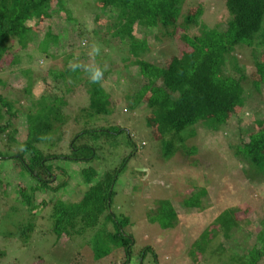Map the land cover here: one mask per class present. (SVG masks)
I'll list each match as a JSON object with an SVG mask.
<instances>
[{
	"label": "rangeland",
	"instance_id": "374dc122",
	"mask_svg": "<svg viewBox=\"0 0 264 264\" xmlns=\"http://www.w3.org/2000/svg\"><path fill=\"white\" fill-rule=\"evenodd\" d=\"M98 1L65 0L68 11L77 20L74 28H70L66 15L56 3L48 10L49 20L36 17L27 23V26H36L38 29L35 37L38 48H45V51L56 57L40 56L33 50V45L30 49L20 50L17 42H13L10 53L0 64V95L11 103L13 111L20 112L18 111L19 116L11 120L6 130L0 132V155L12 156L19 152L25 161L31 163L32 153H21L18 147L26 139L25 115L30 109L41 110L38 104L33 106L34 101L44 98L45 102H49L60 97L67 103L63 112L67 114L69 124L59 129L58 134H62L59 146L43 144L39 149L41 148L44 156L68 152L65 146L73 135L72 127L77 131L80 129V126L74 127L71 112L84 108L87 105V97L80 86L81 82H77L79 85L70 90L62 80L61 72L67 53L73 51L76 55L79 52L81 59L86 57V49L80 46L82 40L88 41L89 44L98 42L102 45L103 62H107L103 58L110 57L107 62L109 74L104 75L102 84L114 100L117 99L111 116L92 120L89 126H119L130 133L133 145L128 144L126 132L116 136L104 135L92 142V145L98 148V158L92 163L63 159L46 161L44 167L52 175L50 186L65 184L58 192L39 188V182L30 172L20 169L16 164L17 159L0 160V264H73V259H79V255L81 257L77 261L78 264H110L104 261L93 262L95 259L92 253L86 248L94 243L90 233L76 235L69 240L64 238L65 241L62 242L57 240L50 232V207L44 209L42 204L58 200L64 203L82 201L84 192L89 188V185L82 183V171L88 167L94 169L97 173L95 184L99 179L98 174L115 168L120 160L134 151V146L137 147L135 155L128 161L115 183L111 207L115 215H126L130 221L131 226L125 230L133 236V254L136 256L142 249L149 247L151 251L146 255L144 264L234 263L233 258L235 260L236 257L232 251L242 256L241 251L245 246L243 237L246 232L238 234L228 231L226 238L222 234L213 236L208 248H202V244L197 247L196 242L202 240L205 231L212 229L214 233L216 218L227 209L237 208L235 217L238 220H243L247 215L256 218L264 214V182L259 180L256 184L249 183L243 176V165L236 160L233 153L238 138L247 137L248 128L254 126L259 129L264 124V86L260 93L251 87L252 81L259 78L255 63L260 61L264 65V51L258 44V39L251 42L245 49V54L237 53L236 57L227 61V71L232 72L231 75L240 86H249L251 94L244 98L245 103L240 110L237 109V114L231 116L220 134L212 133L206 136V133H200L202 126L198 127L200 138L194 137L187 143L189 146H196L198 151L195 155L187 157L180 151L174 157L163 161L155 146L156 139L145 121V111L141 108L133 111L129 109L131 102L126 98L127 91L130 88L135 91L142 85H147L146 79L138 74L136 67L126 69L123 66L124 56L129 54L130 58L133 57L132 52H128L129 41L122 44L115 39L113 47H106L101 44V38L94 39L91 35L76 40L77 26H83L89 32L95 20L102 27L115 20L118 13L98 5ZM186 1L190 8L201 6L202 15L199 18L208 26L217 30L226 29L229 17L221 0ZM133 28L134 38L146 39L149 44L148 52L143 53L139 49L133 54L144 55L145 59L165 58L168 53L174 51L178 45L177 37L182 33L178 29L175 33L172 32L173 38H168L172 29L166 31L158 26L157 29L148 30L138 22L133 24ZM196 30L192 28L189 34L196 33ZM55 35L59 38L57 43ZM43 37L47 38V44L42 45ZM164 51L167 53L163 55ZM257 55L262 58L258 59ZM13 60H17L16 64L9 65ZM137 76L140 78L135 81ZM82 78L84 81L87 76ZM126 80L130 82L126 84ZM149 95L161 98L155 88ZM1 115L0 126H4L8 116L5 110ZM85 123L86 121L81 120L79 124ZM58 134H55V131L50 133L54 140ZM33 170L41 178L44 177L43 168L36 166ZM196 192H199L200 196H197ZM193 194L195 196L192 198ZM162 202H168L171 207L169 206L167 211H160ZM26 226L35 228L33 233L29 232V238L20 235L21 229ZM107 228L114 232L111 223H107ZM253 240V237H250L247 244H253ZM153 255H156V258ZM132 264H138L137 260Z\"/></svg>",
	"mask_w": 264,
	"mask_h": 264
},
{
	"label": "trees",
	"instance_id": "16d2710c",
	"mask_svg": "<svg viewBox=\"0 0 264 264\" xmlns=\"http://www.w3.org/2000/svg\"><path fill=\"white\" fill-rule=\"evenodd\" d=\"M221 1L229 17L225 30L208 26L199 18L202 15L201 6L196 5L190 8L186 0H99L98 5L111 8L118 13L115 17L116 21L102 27L95 20L89 32L83 26H77L76 40H82L91 35L94 39L101 38V44L106 47H113L115 39L122 44L129 41L128 52H132L133 57L130 58L129 54L124 56L123 66L126 69L136 67L138 74L141 77L144 76L147 82V85H142L135 91L133 88L127 91L126 98L131 102L129 109L133 111L141 108L145 111V121L156 139L155 146L163 161L174 157L180 151H183L187 157L195 155L198 150L194 145L189 146L188 141L194 137L200 138L199 135L202 132L204 135L206 133V136L212 133L220 134L232 118L231 116L236 115L237 109L240 110L244 105V98L251 95L249 86L245 87L241 84V87L231 75L232 72L227 71L226 66L227 61L236 57L237 53L245 54V49L255 39H258V44L264 51V0ZM54 3L66 15L70 28H74L77 20L68 11L65 0H0V64L10 53L14 41L17 42L20 50L30 49L33 45V50L40 56L56 57L45 51V48H38V42L35 40L38 29L36 26H27V23L36 17L49 20L48 10ZM185 6L186 9H184ZM192 10L194 11L191 12ZM135 22L142 24L148 30L149 28L157 29L158 26L166 31L172 29L168 38H173V33L180 29L182 33L177 37L178 45L173 49L174 51L170 50L171 53H168L165 58L145 59L144 55H134L133 52L139 49L143 53L149 51L146 39L134 38L133 24ZM192 28H196L197 32L190 35ZM57 37L55 35L56 43L59 40ZM43 39L44 37L41 40L42 45L47 44V38ZM73 53L72 51L65 55L61 72L62 80L70 90L81 82L80 86L86 93L87 105L70 113L73 116L74 127L80 126V129L77 131L72 127L73 135L65 146L68 152L44 156L41 148L39 149L43 144L59 146L62 137V134H58L59 129L69 124L68 116L66 117L67 114L63 112L67 103L64 102L63 97H60L49 102H45L44 98L34 101L33 106L38 104L41 110L30 109L25 115L26 139L18 147L21 153L22 151L32 153L31 163L25 161L19 152L17 154L20 155H0V160L17 159L16 164L20 169L30 172L39 182V188L52 192H58L65 184L50 186L52 175L44 167L46 161L63 159L92 163L98 158V148L93 146L92 142L104 135L116 136L126 132L128 144L133 145L130 133L119 126H89L92 120L111 116L117 99L114 100L102 83H89L88 78L83 81L82 77L86 75L82 71L72 73L67 69L68 62L75 58ZM164 53L167 52H162L163 55ZM259 57L261 56L257 55L258 59ZM104 59L107 62L110 61L109 56ZM82 60L86 61L87 57ZM16 62L17 60H13L8 64L13 66ZM255 64L259 70V78L252 81L251 87L260 93V89L264 86V65L260 61ZM105 74H109V69ZM139 78L137 76L135 81ZM128 80L126 84L130 82ZM154 88L160 95V99L149 95ZM3 110L8 118L5 125L0 126V132H4L11 120L19 116L18 111L20 112V110L13 111L11 103L0 95V119ZM81 120L86 121L85 125L79 124ZM200 126L203 130L198 134L197 128ZM53 131L58 134L55 140L40 139L42 135ZM246 135V138L244 136L238 138L236 151L233 149V153L236 160L243 165L244 178L251 184H256L259 180L262 183L264 182V124L259 129L254 126L248 128ZM136 149L137 147L134 146V151ZM134 151L120 160L111 171L98 174L99 179L95 184L96 171L91 167L85 168L82 171V183L89 185V188L84 192L82 201L64 203L58 200L42 204L44 209L47 206L50 207L49 218L52 222L50 232L57 240L62 242L65 239H72L73 236H83L87 233L93 235L94 243L86 248L91 251L95 259L94 263L104 261L110 264H132L134 260H137L138 264H144L146 255L151 251L147 247L136 256L133 254L134 239L132 234L125 230L131 226L130 221L126 215L117 216L111 210L115 183L128 161L135 155ZM36 166L45 171H43V178L33 170ZM196 193L198 196L199 192ZM195 195H191L192 198ZM169 206L168 202H164L160 205V211H167ZM237 211V208H231L220 213L213 226L214 233L212 229L205 231L202 240L196 242L197 247L202 244V248H208L213 236L222 234L226 238L228 231L238 234L246 232L243 237L245 246L241 251L242 256L232 251L236 259L233 258L234 263L231 264H260V262L264 264V214L256 218L247 215L243 220H238L235 217ZM107 223L112 224L114 232L108 230ZM34 229V226H26L21 229L20 235H26V238H29L31 236L29 232L33 233ZM250 237H253L254 243L248 245ZM77 257L80 259L81 256ZM153 257L156 258V255ZM79 259H73V264H78Z\"/></svg>",
	"mask_w": 264,
	"mask_h": 264
},
{
	"label": "clouds",
	"instance_id": "9594fccd",
	"mask_svg": "<svg viewBox=\"0 0 264 264\" xmlns=\"http://www.w3.org/2000/svg\"><path fill=\"white\" fill-rule=\"evenodd\" d=\"M80 46L86 49L84 55L87 57V60H82L78 52L75 58L68 62L67 69L72 73L82 71L87 76L89 83L101 84L104 80L105 72L109 69V64L102 62V45L98 42L89 44L88 41L82 40ZM40 139L51 140L53 137L50 134H46L42 135Z\"/></svg>",
	"mask_w": 264,
	"mask_h": 264
}]
</instances>
